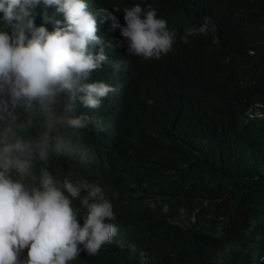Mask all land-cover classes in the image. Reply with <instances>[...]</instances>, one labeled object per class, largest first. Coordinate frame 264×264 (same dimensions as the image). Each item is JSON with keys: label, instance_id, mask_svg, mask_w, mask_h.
<instances>
[{"label": "trees", "instance_id": "obj_1", "mask_svg": "<svg viewBox=\"0 0 264 264\" xmlns=\"http://www.w3.org/2000/svg\"><path fill=\"white\" fill-rule=\"evenodd\" d=\"M86 2L94 14L114 11L125 26V8L151 6L175 37L166 55L144 60L128 53L120 29L110 31L111 21L97 16V35L112 45L108 59L116 49L130 62L115 72L109 61L92 73L91 81L119 89L100 109L76 101L77 114L102 123L82 133L94 160L81 165L50 151L34 168L37 177L46 169L58 182L98 184L113 205L114 242L95 256L82 250L71 264H264V119L247 115L253 104L264 105V0ZM210 6L228 17L227 26L213 24ZM33 16L36 27L53 31L55 20L64 26L55 6L42 0ZM206 19L208 33L185 43L186 30ZM127 75L130 89L122 86ZM160 200L176 226L161 224ZM73 205L82 209L80 199ZM19 259L23 264L27 249Z\"/></svg>", "mask_w": 264, "mask_h": 264}, {"label": "clouds", "instance_id": "obj_2", "mask_svg": "<svg viewBox=\"0 0 264 264\" xmlns=\"http://www.w3.org/2000/svg\"><path fill=\"white\" fill-rule=\"evenodd\" d=\"M42 2L55 6L64 18L63 27L60 20H55L53 31L36 27L33 9L41 0H0V264H21L25 249L23 264H71L82 250L88 256L98 255L118 235V227L110 222L116 219L113 205L98 184L67 178L58 182L46 169L39 177L34 172L36 162L46 161L50 151L81 165L94 160L82 133L101 130L102 123L77 114L76 101L100 109L119 89L91 81L92 73L109 61L115 72L128 68L130 62L116 49L108 59L105 49L112 45L97 35V16L111 21L110 31L120 29L128 53L144 60L161 58L174 44L175 32L151 6L147 11L139 4L125 8V26L107 8L94 14L96 7L89 8L86 0ZM208 13L217 15L214 25L227 26L228 17L217 8L210 6ZM210 24L206 19L198 29H187L183 41L207 34ZM239 34H243L241 27ZM127 79L129 75L122 86L130 89ZM247 115L264 119V105L253 104ZM33 129H40L35 137L30 134ZM82 191L87 193L83 197ZM74 199H80L86 209L82 226L78 220L82 209L73 205ZM164 223L177 225L165 217ZM130 248L137 251L135 245ZM140 258L145 259L143 252Z\"/></svg>", "mask_w": 264, "mask_h": 264}, {"label": "rangeland", "instance_id": "obj_3", "mask_svg": "<svg viewBox=\"0 0 264 264\" xmlns=\"http://www.w3.org/2000/svg\"><path fill=\"white\" fill-rule=\"evenodd\" d=\"M165 204L166 203L164 200H162L161 203L158 204V207L161 210L160 214L162 216H164L166 219H170L173 214L169 213V209L165 206ZM166 223H168V222H166ZM164 226H167V225H165V223H164Z\"/></svg>", "mask_w": 264, "mask_h": 264}]
</instances>
